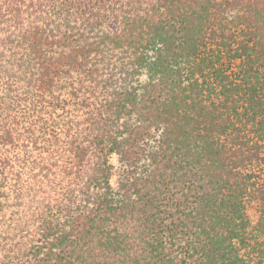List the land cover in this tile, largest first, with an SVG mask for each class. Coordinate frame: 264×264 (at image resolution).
<instances>
[{
    "label": "trees",
    "instance_id": "1",
    "mask_svg": "<svg viewBox=\"0 0 264 264\" xmlns=\"http://www.w3.org/2000/svg\"><path fill=\"white\" fill-rule=\"evenodd\" d=\"M0 264H264V0H0Z\"/></svg>",
    "mask_w": 264,
    "mask_h": 264
}]
</instances>
